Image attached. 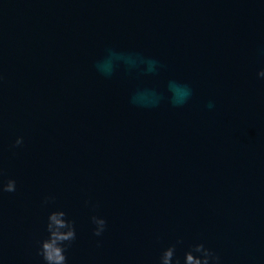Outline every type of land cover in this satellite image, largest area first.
Masks as SVG:
<instances>
[{"label": "water", "instance_id": "water-1", "mask_svg": "<svg viewBox=\"0 0 264 264\" xmlns=\"http://www.w3.org/2000/svg\"><path fill=\"white\" fill-rule=\"evenodd\" d=\"M262 71L264 0H0V264H264Z\"/></svg>", "mask_w": 264, "mask_h": 264}, {"label": "clouds", "instance_id": "clouds-1", "mask_svg": "<svg viewBox=\"0 0 264 264\" xmlns=\"http://www.w3.org/2000/svg\"><path fill=\"white\" fill-rule=\"evenodd\" d=\"M258 75L264 76V71L258 73ZM22 143V138L17 137L14 146H19ZM15 190V181L10 178L5 181L3 179V171L0 170V193H11ZM49 199L51 197H46L45 202L47 203ZM91 221L95 225L93 235L100 236L105 229L106 221L97 216H92ZM45 230L47 237L38 242L37 255L41 257L43 264H67L66 249L76 238L74 222L66 218L64 211L55 210L48 214ZM174 252L175 245H169L165 248L159 257V264H172ZM210 261L211 264H219V257L210 249L205 248L202 243L191 245L183 257V264H210ZM175 264H180L178 258Z\"/></svg>", "mask_w": 264, "mask_h": 264}]
</instances>
